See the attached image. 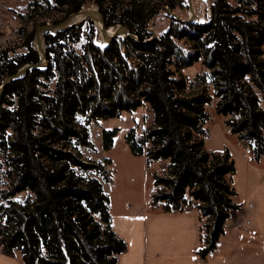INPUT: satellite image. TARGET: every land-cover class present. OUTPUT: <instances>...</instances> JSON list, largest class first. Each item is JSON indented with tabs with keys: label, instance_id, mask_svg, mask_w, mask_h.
I'll list each match as a JSON object with an SVG mask.
<instances>
[{
	"label": "trees",
	"instance_id": "trees-1",
	"mask_svg": "<svg viewBox=\"0 0 264 264\" xmlns=\"http://www.w3.org/2000/svg\"><path fill=\"white\" fill-rule=\"evenodd\" d=\"M186 1L60 0L33 7L34 17L55 11L67 18L93 3L107 29L126 28L135 38L106 42L91 20L48 33L47 68L30 70L0 95V186L4 168L8 180L0 191L4 255H20L23 264H118L128 244L113 228L102 184L112 182V161L85 160L80 148H93L92 122L146 104L152 126L142 136L130 130L126 140L134 156L166 164L154 175L151 207L198 211L206 222L197 255L206 259L217 249L242 205L231 151L206 147L207 106L216 100L231 134L250 146L253 160L264 157V0H213L204 21L176 13ZM160 11L171 24L155 35L149 22ZM24 46L27 52L15 57L0 54V86L25 65L40 63L34 31L24 33ZM199 62L205 72L189 83L183 70ZM117 133L104 130L106 151ZM20 194L22 201L15 199Z\"/></svg>",
	"mask_w": 264,
	"mask_h": 264
},
{
	"label": "rangeland",
	"instance_id": "rangeland-1",
	"mask_svg": "<svg viewBox=\"0 0 264 264\" xmlns=\"http://www.w3.org/2000/svg\"><path fill=\"white\" fill-rule=\"evenodd\" d=\"M47 1L54 5H59L60 2V0H0V54L7 51L9 57H15L16 55L26 53L27 48L24 46V33L34 31L36 35L37 29L44 21L52 24L58 20L64 21L71 17L64 18V13L55 11L48 12L44 16L34 17L32 12L33 7L44 4ZM212 2L213 0H191L193 4V12H191L189 0H187V7L177 9L176 13L183 19L190 18L191 15H193L194 20L204 21L209 16ZM97 9L98 8L93 3H87L83 11ZM31 17L33 18L28 21ZM170 24L171 19L164 11H160L157 16L150 20L149 29L153 30L155 35H157L166 31ZM88 26L89 25L86 24L83 27V42L85 41V31L88 29ZM97 31L99 33L98 37L99 35L102 37L99 30ZM81 47V44L76 46L78 53H82ZM204 72L205 67L199 62L194 67L186 70L184 74L188 82L191 83L197 76L202 75ZM55 84L56 78L50 83L52 93L55 90ZM216 102L217 101L214 100L212 104L207 106V111L210 116V120L207 123V128L209 130V137L206 140L207 149L216 150V148H222L224 145V148H228L231 151L233 157L241 153H246V150L250 148V146L246 142L239 140L236 135L231 134L229 128L225 124V119L216 112ZM153 121V112L146 104L132 113H123L120 118L92 122L89 125L90 140L93 143V148L83 147L80 148V150L85 160L95 163H102L104 159H110L112 161V164L108 166V169L111 170L112 182H102L103 189L111 200L110 211L112 217L113 214L117 215V213H121L124 210H128L130 213L141 211V209L147 207L149 205L148 202L153 199L155 189L154 175L155 173L161 174L164 172L166 164L162 161H153L149 164L145 157L134 156L126 140L128 132L132 129H135L137 136L145 134L152 126ZM112 129H117L118 133L115 137L113 148L106 151L103 148V132L104 130ZM5 171L6 168L3 169V174L1 176L3 181L0 186V191L2 189H7L8 180ZM101 180L103 179L101 178ZM24 197L25 194H20L15 199L22 201ZM2 203L3 201L0 197V207ZM158 208L155 209L162 211L161 207ZM240 220V212L231 213V217L225 225L226 234L223 236L222 242L220 240L221 245L228 242L236 245L240 243L241 240L248 237V239L252 238L248 233H242ZM205 222L206 220L202 219L201 223L203 225Z\"/></svg>",
	"mask_w": 264,
	"mask_h": 264
},
{
	"label": "crops",
	"instance_id": "crops-1",
	"mask_svg": "<svg viewBox=\"0 0 264 264\" xmlns=\"http://www.w3.org/2000/svg\"><path fill=\"white\" fill-rule=\"evenodd\" d=\"M234 157L237 202L242 205L234 212L241 213L242 233H248L251 239L221 245L225 231L217 249L202 259L197 255L202 245L198 211L165 213L152 208L149 201L147 207L136 213L124 210L113 214V228L128 244L118 264H264V157L259 161L247 153ZM0 264H23V261L20 255H4L0 247Z\"/></svg>",
	"mask_w": 264,
	"mask_h": 264
},
{
	"label": "water",
	"instance_id": "water-1",
	"mask_svg": "<svg viewBox=\"0 0 264 264\" xmlns=\"http://www.w3.org/2000/svg\"><path fill=\"white\" fill-rule=\"evenodd\" d=\"M207 1V0H203ZM189 6L191 12H193V4L191 3V0H189ZM174 17L179 19L180 21H183L177 14L172 13ZM88 20H91L97 30H99L100 34L102 35L103 39L106 42H110L114 39H117L119 37H130L135 38L134 35H132L126 28H118L116 30L107 29L105 20L99 9L97 10H85L80 11L78 13L72 14L71 17L68 19L57 23V24H45L40 26L37 29L36 35H35V45L37 50L40 53V63L39 64H27L24 67H22L16 74L8 77L5 79L3 84L0 86V95H2L5 87L12 81L20 79L24 77L30 70L32 69H45L48 66V58H47V44H46V34L48 33H57L66 31L70 28L81 26ZM193 20V15L188 19V21ZM149 31L155 32L151 29H148Z\"/></svg>",
	"mask_w": 264,
	"mask_h": 264
},
{
	"label": "built area",
	"instance_id": "built-area-1",
	"mask_svg": "<svg viewBox=\"0 0 264 264\" xmlns=\"http://www.w3.org/2000/svg\"><path fill=\"white\" fill-rule=\"evenodd\" d=\"M185 71H186V70H183V72H185ZM246 153L249 154V155L252 154L249 148L246 150Z\"/></svg>",
	"mask_w": 264,
	"mask_h": 264
}]
</instances>
